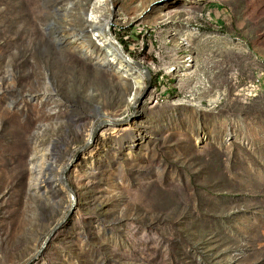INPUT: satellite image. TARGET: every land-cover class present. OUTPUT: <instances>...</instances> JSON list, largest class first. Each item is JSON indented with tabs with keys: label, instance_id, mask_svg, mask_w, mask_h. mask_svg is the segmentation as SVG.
<instances>
[{
	"label": "rangeland",
	"instance_id": "374dc122",
	"mask_svg": "<svg viewBox=\"0 0 264 264\" xmlns=\"http://www.w3.org/2000/svg\"><path fill=\"white\" fill-rule=\"evenodd\" d=\"M95 1L0 0V264L66 211L55 177L93 104L130 111L133 80L79 34ZM149 1L113 0L117 40L151 66L141 112L69 168L75 209L30 264H264V0H163L137 18Z\"/></svg>",
	"mask_w": 264,
	"mask_h": 264
},
{
	"label": "water",
	"instance_id": "95a60500",
	"mask_svg": "<svg viewBox=\"0 0 264 264\" xmlns=\"http://www.w3.org/2000/svg\"><path fill=\"white\" fill-rule=\"evenodd\" d=\"M161 1L163 0H150L148 4L142 9L141 13L138 15L137 18H140L147 11H149V9L154 4L160 3ZM115 12H116V7L113 0H107V17L105 21L102 23L101 28L106 29L109 38H111L113 44L118 49L120 55L126 61L133 63L144 73V84L142 85L139 94L135 95L133 101L128 103L130 107V111H128V113H125L120 116H114L106 113L98 103L93 104V111L95 113H92L90 111L87 112V115L90 116L87 126V129L89 128L88 136H86L83 139V141L74 149V151L71 153L70 157L66 160V162L59 167L57 175L55 177V179L58 180L63 185L65 191L70 194V199L66 211L63 214H61V217H59V219L56 220L49 227L46 234L43 236V238L41 239L40 243L35 248V250L20 264H30L35 259L39 258L40 255L42 254L43 249L46 247L49 240L51 239L53 233L60 226L64 227L69 222L70 215L74 211L77 203V194L73 185L69 183L67 179V171L73 165V163H75L78 160L80 153L85 149V147H87L89 144H92L94 140L100 136L99 131L103 125L120 126L121 124L124 123L128 124L131 121L132 117L135 115V113L141 112L140 108L138 107V104L148 94L147 91L151 86V80H152L151 66L148 65L146 62H143L138 58L131 56L126 50L123 49L122 45L117 40V37L113 32ZM85 31H86L85 29L82 30L83 33H85ZM103 117L106 119H102ZM45 168L47 169V171H49V165L47 162L45 163ZM43 181L49 187L53 188L54 183L52 182L51 174L48 173Z\"/></svg>",
	"mask_w": 264,
	"mask_h": 264
},
{
	"label": "bare ground",
	"instance_id": "6f19581e",
	"mask_svg": "<svg viewBox=\"0 0 264 264\" xmlns=\"http://www.w3.org/2000/svg\"><path fill=\"white\" fill-rule=\"evenodd\" d=\"M107 6V0H96L89 13H87V28L85 33L89 34L92 39L96 42L97 48L100 52H103L104 56L101 58L104 62L115 71L121 73L124 76L129 77L133 80L135 91L129 98V103L133 101L135 95L139 94L143 82V76L140 72L135 71L132 66L133 63L126 61L118 52V49L113 44L111 38L105 28H101L102 23L105 21L104 14L99 10L100 6ZM80 36L83 37V32H79ZM137 67V66H136ZM138 68V67H137ZM139 69V68H138ZM140 70V69H139ZM143 73V72H142ZM144 74V73H143ZM106 119V118H102ZM40 161L36 163L35 171H37ZM40 174L35 175V179H39ZM43 177H46L45 175ZM59 182L58 180H56Z\"/></svg>",
	"mask_w": 264,
	"mask_h": 264
}]
</instances>
